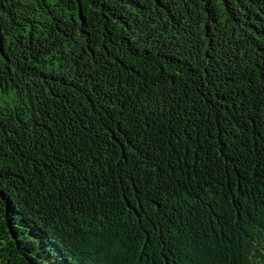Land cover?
<instances>
[{
  "label": "trees",
  "instance_id": "1",
  "mask_svg": "<svg viewBox=\"0 0 264 264\" xmlns=\"http://www.w3.org/2000/svg\"><path fill=\"white\" fill-rule=\"evenodd\" d=\"M0 196V264L264 261V0H0Z\"/></svg>",
  "mask_w": 264,
  "mask_h": 264
},
{
  "label": "rangeland",
  "instance_id": "2",
  "mask_svg": "<svg viewBox=\"0 0 264 264\" xmlns=\"http://www.w3.org/2000/svg\"><path fill=\"white\" fill-rule=\"evenodd\" d=\"M211 202H212V205H213L214 208L217 207V206H222V204L219 202L218 199H214ZM254 264H264V261L257 260Z\"/></svg>",
  "mask_w": 264,
  "mask_h": 264
},
{
  "label": "snow or ice",
  "instance_id": "3",
  "mask_svg": "<svg viewBox=\"0 0 264 264\" xmlns=\"http://www.w3.org/2000/svg\"><path fill=\"white\" fill-rule=\"evenodd\" d=\"M3 197L2 196H0V199H2Z\"/></svg>",
  "mask_w": 264,
  "mask_h": 264
}]
</instances>
